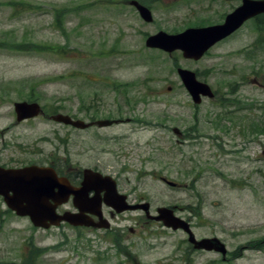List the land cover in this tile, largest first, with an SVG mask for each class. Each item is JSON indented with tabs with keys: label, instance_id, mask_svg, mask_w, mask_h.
<instances>
[{
	"label": "rangeland",
	"instance_id": "374dc122",
	"mask_svg": "<svg viewBox=\"0 0 264 264\" xmlns=\"http://www.w3.org/2000/svg\"><path fill=\"white\" fill-rule=\"evenodd\" d=\"M131 1L0 0V166L110 175L153 215L174 208L197 238L221 239L227 261L192 253L184 232L141 211L113 217L110 230H44L0 197V264H264V45L253 52L264 19L195 61L146 41L223 23L240 0H137L152 11L150 24ZM178 69L196 72L216 98L195 104ZM23 101L48 116L118 122L18 123L14 104Z\"/></svg>",
	"mask_w": 264,
	"mask_h": 264
},
{
	"label": "water",
	"instance_id": "95a60500",
	"mask_svg": "<svg viewBox=\"0 0 264 264\" xmlns=\"http://www.w3.org/2000/svg\"><path fill=\"white\" fill-rule=\"evenodd\" d=\"M141 17L146 22L153 21L152 12L137 1H132ZM264 14V0H243L242 6L226 17L223 24L204 28H189L179 34H168L160 32L150 36L146 46L153 49H161L172 53L181 51L183 57L189 60H200L210 48L218 42L232 35L240 29L249 19ZM178 74L188 93L195 104H201L202 98L213 99L215 97L211 87L200 81L195 72L187 69H179ZM17 122L36 118L43 115L42 107L38 103L17 102L14 105ZM58 123L70 125L79 129H86L93 125L99 127L111 126L113 121H97L85 123L81 120L58 114L52 117ZM179 134L177 129L174 130ZM84 181L82 188H73L66 178H60L52 168L30 166L21 169H5L0 167V196L4 198L7 207L19 217H29L32 224L37 228L50 229L58 227L63 222L75 227H95L99 229H110L111 223L104 218L102 213V201L93 198L95 211L85 209L89 203L85 195L91 183L107 185L105 204L112 207L117 213L135 211L141 209L145 212L147 219L162 222L166 228L174 231L182 230L188 235V240L197 250L216 251L224 256L227 248L218 238H203L198 240L191 229L190 224L183 218L175 215L174 210L167 207L157 209V215L150 212V204L130 205L127 197L117 191V183L111 176H104L91 169L84 170ZM170 186L175 183L167 181ZM73 197L77 213L65 212L58 214L60 205L68 203ZM93 216L98 218L95 222Z\"/></svg>",
	"mask_w": 264,
	"mask_h": 264
},
{
	"label": "flooded vegetation",
	"instance_id": "af4514ba",
	"mask_svg": "<svg viewBox=\"0 0 264 264\" xmlns=\"http://www.w3.org/2000/svg\"><path fill=\"white\" fill-rule=\"evenodd\" d=\"M242 3H243V0H240V4H239L237 7L241 6ZM145 6H146V5H145ZM132 7L136 10V8H135L134 6H132ZM147 7H148V6H147ZM237 7H236V8H237ZM236 8H235V9H236ZM235 9H234V10H235ZM136 12H137V10H136ZM137 13H138V12H137ZM228 14H229V13H228ZM226 16H227V15H226ZM226 16H225V17H226ZM225 17H224V19H225ZM259 19H264V14L259 15V16H256V17H254V18H252V19H250V20H248V21H258ZM223 21H224V20H223ZM51 116H52V115H49V116L46 115L45 117H46L47 119L50 120ZM27 121H29V120H27ZM37 166H41V167H43V166H45V167H51V168H53V169L55 170V172L57 173V175H58L59 177L67 178V180L69 181V183L71 184V186H72L73 188H77V189L82 188V183H83V181H84V173H83V171H82V172L75 173V174H71V173L62 172V170H61L60 168L57 169V168L55 167L54 164H51V165H37ZM25 167H26V166H25ZM95 171H96V170H95ZM114 179H115V178H114ZM115 180H116V182H117V191H118V193L127 197V199H126L127 203L132 204V205H141L142 203H145V200H143L142 198H141L140 201H137V200H135L134 202L130 201V198H129L130 195H129V194H125L124 191H122V190L120 189L117 179H115ZM106 188H107V185H105V184L91 183V184L89 185V190H88V192H87L86 195H85V199H86L87 201H89V203L85 204V209H87L88 211H95V210H96V208L93 206V202H94V201H91L93 198L96 197L97 200L99 199V200L102 201V203H103V205H102V208H103V209H102V210H103V215H104V217H105L106 219L111 220V218H113V217H118V215L115 214V212H114V210H113L112 208H110V207H108L106 204H104L103 199L105 198L106 193H107ZM99 200H98V201H99ZM60 210H63V212H64V211H73V212H76L75 206H74V204L72 203V201H70V202H69L68 204H66L65 206L60 207V208H59V212H60ZM125 213H126V212H125ZM122 214H124V213H122ZM95 219H96V218H95ZM181 232H182V231H181ZM188 243H189V242H188ZM189 244H190V243H189ZM189 246H190L189 250H190L192 253H195V252L213 253V254H216V255L221 256V261H222V262H226V261H227V256H228V255H227L226 257H224V256H222L221 254L216 253V252H213V251H212V252H207V251H203V250H196L195 247H194L192 244H190ZM187 255L190 256V252H187ZM188 259L191 260L190 257H188Z\"/></svg>",
	"mask_w": 264,
	"mask_h": 264
},
{
	"label": "trees",
	"instance_id": "16d2710c",
	"mask_svg": "<svg viewBox=\"0 0 264 264\" xmlns=\"http://www.w3.org/2000/svg\"><path fill=\"white\" fill-rule=\"evenodd\" d=\"M259 22H260V21H259ZM261 24H262V23H261ZM263 24H264V21H263ZM261 30L264 31V29H261ZM259 40H260V42H259V43H255L254 46H253V52H254V53H256V51H257L259 45H261V46L264 45V43L261 42V40L264 41V34L260 36V39H259ZM263 130H264V129H263Z\"/></svg>",
	"mask_w": 264,
	"mask_h": 264
}]
</instances>
